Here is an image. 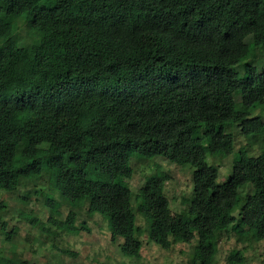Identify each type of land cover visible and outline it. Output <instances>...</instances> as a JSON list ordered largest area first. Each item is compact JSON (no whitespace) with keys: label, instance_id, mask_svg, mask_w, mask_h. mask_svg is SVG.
Segmentation results:
<instances>
[{"label":"trees","instance_id":"obj_1","mask_svg":"<svg viewBox=\"0 0 264 264\" xmlns=\"http://www.w3.org/2000/svg\"><path fill=\"white\" fill-rule=\"evenodd\" d=\"M247 36L264 47V0H0V191L44 178L47 221L66 231L78 229L76 213L57 219L61 200H87L128 257L146 231L162 248L195 240L190 264H218L228 227L264 239V122L254 115L264 71L229 67L249 58ZM236 123L263 148L237 152L217 182L207 158L233 153ZM133 153L193 168L186 209L171 214L164 175L129 188ZM227 261L242 264L244 251Z\"/></svg>","mask_w":264,"mask_h":264},{"label":"rangeland","instance_id":"obj_2","mask_svg":"<svg viewBox=\"0 0 264 264\" xmlns=\"http://www.w3.org/2000/svg\"><path fill=\"white\" fill-rule=\"evenodd\" d=\"M24 37L25 28L21 27L20 45L24 44ZM245 42L249 46L252 45L249 58L229 67L240 73L244 72L245 66L252 71H264V47L253 45L251 36H247ZM235 99L239 101L240 95L235 94ZM254 115L264 122V104L254 111ZM230 130L234 138L233 153L222 159L211 156L207 158L210 164L218 168L217 182H224L229 178L237 152L247 151L250 155H257L263 148L260 138L243 134L241 123L234 124ZM139 158L137 153L130 157L132 175L130 178H124L129 188L136 193L148 177L164 175V194L171 214L186 209L187 199L192 197L193 168L189 164L178 165L163 156ZM46 189L44 178L34 182L31 178L23 177L14 191H0V201L3 203L0 220L6 223L5 229L0 228V256L15 261H26L29 264H190V252L196 243L195 240L191 243H173L169 248H162L152 241L147 231L140 237V256H124L120 247L122 239H111L106 219L99 214H90L87 200L77 207L61 200L60 214L55 217L63 219L71 210L74 211V224L78 229H58L47 221L51 213L38 195L40 190ZM247 189L249 190L250 186H244L243 193H246ZM238 214L235 212L236 216H239ZM26 215L34 216L36 225L30 222ZM137 222L145 223L143 215L139 212ZM7 232L9 237H6ZM237 249L244 251L242 264H264V239L254 243L245 241L238 231L230 227L223 230L218 239V264H229L228 255Z\"/></svg>","mask_w":264,"mask_h":264}]
</instances>
